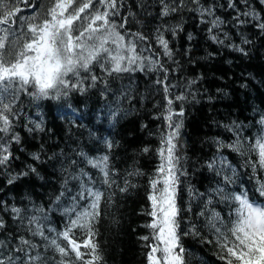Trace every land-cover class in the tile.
<instances>
[{"label":"snow or ice","instance_id":"snow-or-ice-1","mask_svg":"<svg viewBox=\"0 0 264 264\" xmlns=\"http://www.w3.org/2000/svg\"><path fill=\"white\" fill-rule=\"evenodd\" d=\"M22 2L35 11L32 15L19 17V20L16 19L19 8L0 3V172L8 173L7 184L12 185L30 173L38 175L37 168L31 165L27 171L15 174L9 171L12 162L17 159L11 145L21 143L15 130L24 114L21 94L37 101L60 100L72 93L84 95L99 86L101 94L107 95L111 91L108 78H112L114 83L125 73H163L155 79V84L165 93V107L157 117H162L164 122L160 146L156 149L159 162L148 179L149 209L146 215L151 219L144 226L150 232L140 237L149 248L146 255L148 264H191V258L181 242L182 237L190 235L215 245L216 255L223 264H264V202L250 198L249 190L243 187L239 191L231 187L239 176L227 156L217 154L206 162L207 168L221 177L217 187L207 194L188 188L189 200L184 204L179 202L181 177H186L188 172L183 163L186 157L180 152L183 148L184 107L182 103L178 108L174 105L188 100L186 90L196 80H190L184 86L185 91L172 94L177 85L169 80V73H174L175 69H170L162 57L178 64L165 33L174 38L183 31L182 25L158 26L153 32L157 50L142 31L131 32L126 27L129 17H135V13L121 16L120 9L126 7L123 0ZM242 2L247 5V10L241 11L235 0H228L227 7L236 11L233 17L236 25L251 24L264 34V16L255 11L248 0ZM261 2L264 3V0ZM45 3L48 5L46 9ZM157 3L160 18L170 17L186 7L184 0L178 3L176 0H157ZM192 3L197 6L195 10L201 22L209 25L210 39L224 44V40L214 32L224 24L220 17L215 16V9L204 7L200 0H192ZM188 39H192L190 34ZM242 43L250 41L245 38ZM229 46L247 55L243 47L236 44ZM146 52L150 54L145 55ZM96 69L100 70L99 74ZM110 115L115 119L119 109H113ZM43 122L42 117L39 121L29 119L25 127L33 125L27 127L29 133L44 131ZM259 123L264 126V117ZM225 127L234 132L235 139L228 143L216 140L217 153L230 150L243 157L241 167L251 171L250 179L258 178L256 191L259 197H264V129L259 135L249 138L241 136L239 125ZM106 143L108 149L113 147L111 142ZM142 151L148 153L150 149L144 147ZM252 154H255V159L251 158ZM77 155L81 157V164L99 172L100 179L80 167L76 159H69L67 164L63 159L59 161L64 171V186L54 203L67 217L62 230L51 226L48 208L35 203H31L30 207L9 206L6 201L0 200V209L8 208L13 218L25 226L30 237L40 239V243H36L34 239L20 235L15 238L14 245L0 240V264H103V250L97 237L104 209L112 205L116 195L114 189L126 193L136 185L128 179H124L122 185L117 182V170L110 165L107 154L91 158L83 152ZM32 159L40 161L41 156L33 153ZM127 175L136 177L143 173L137 169ZM70 183L72 187L68 186ZM62 197H66L63 204L60 203ZM197 200L202 205H198L195 213L197 220L203 218L200 227L197 221L188 218V214L193 212L191 205ZM214 200L216 204L225 203L231 209L227 220L216 211ZM182 222L185 225L183 229ZM3 228L5 222L0 219V229ZM204 229L214 239L202 237ZM78 235L83 237L82 242H78ZM48 253H51L50 257Z\"/></svg>","mask_w":264,"mask_h":264},{"label":"trees","instance_id":"trees-1","mask_svg":"<svg viewBox=\"0 0 264 264\" xmlns=\"http://www.w3.org/2000/svg\"><path fill=\"white\" fill-rule=\"evenodd\" d=\"M28 2L32 3L33 0ZM35 2L39 4L41 0ZM184 2L186 7L164 18L158 16L157 0H123L126 7L120 9L121 16L128 12L135 13V17H129L126 27L131 32L142 31L157 50L153 32L158 26L180 24L183 27V31L174 38L165 33L178 64L162 57L170 69H175L174 73H169V80L177 85L172 94L185 91L184 86L190 80H196L186 90L188 100L174 105L178 108L182 103L184 107V126L181 131L183 148L180 152L186 157L183 163L188 172L186 177H181L179 202L184 204L189 200L188 188L207 194L217 187L221 177L206 166V162L217 154L227 156L238 170L239 179L231 187L236 191L243 187L249 190L250 198L255 197L259 202H264V197H259L256 191L258 178L250 179L251 171L241 167L244 158L230 150L217 153L215 143L216 140L228 143L235 139L234 132L229 131L226 125H239L241 136L249 138L259 135L264 129L259 123L264 117V34L251 24L237 26L233 19L236 11L227 7L228 0H200L204 7H213L215 16L224 21L220 29L214 30L219 39L224 40V44L214 43L208 32L209 25L201 22L195 10L197 6L192 0ZM235 2L241 11L247 10L242 0ZM0 3L19 8L17 20L35 11L27 8L22 0H0ZM248 4L264 16V3L261 0H248ZM47 6L45 3V9ZM137 20L140 23H136ZM189 34L191 40L188 39ZM245 38L250 43H242ZM230 44L243 47L247 55L236 51ZM96 72L99 74L100 70L96 69ZM157 75L162 76L163 73H125L116 78L114 83L112 78H108L111 91L107 95L101 94L102 88L99 86L84 95L72 93L60 100L37 101L21 94L24 114L15 129L21 143L11 145L17 159L12 162L9 171L13 174L27 171L31 165L37 168L38 175L30 173L9 185L8 173L0 172V200L6 201L9 206L30 207L31 203H35L48 208L51 226L62 230L67 217L61 214L54 203L64 186V171L59 161L63 159L67 164L69 159H76L80 167L99 180V172L81 164V157L77 153L83 152L89 158L107 154L110 165L117 170V182L122 185L124 179H128L136 187L126 193L114 189L116 195L113 203L104 209L103 219L98 225L100 235L97 237L103 250V264H148L146 255L149 248L140 237L150 232L144 226L151 219L146 215L149 209L148 179L159 162L156 149L160 146L164 122L162 117H157L165 107V93L155 84ZM116 108L119 109V115L113 119L110 113ZM41 117L44 131L29 133L27 127L33 125L25 127V123L29 119L39 121ZM106 142H111L113 147L108 149ZM144 147L150 151L144 153ZM33 153H38L41 160H33ZM251 158L255 159V154ZM137 169L143 175H127ZM72 183L68 186L72 187ZM73 191L76 189L73 188ZM65 199L62 197L60 203L63 204ZM213 203L216 204V201ZM198 205L199 200L192 203L193 212L188 214V218L197 221L200 227L203 218L197 220L195 215ZM216 211L227 220L231 209L227 204L219 203L216 204ZM0 219L5 222V228L0 229V240L14 245L17 236L32 238L25 226L13 218L8 208L0 209ZM184 226L182 222L181 228ZM201 236L214 239L207 229L202 230ZM32 239L40 243L39 237ZM77 239L82 242L83 237L78 235ZM181 242L191 258V264H223L216 255V246L206 243L201 237L190 235L182 237ZM48 255L50 257L51 253Z\"/></svg>","mask_w":264,"mask_h":264}]
</instances>
